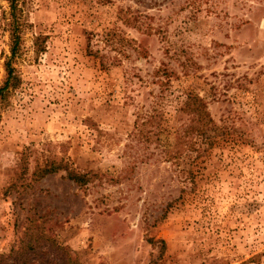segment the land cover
I'll use <instances>...</instances> for the list:
<instances>
[{
	"label": "rangeland",
	"instance_id": "obj_1",
	"mask_svg": "<svg viewBox=\"0 0 264 264\" xmlns=\"http://www.w3.org/2000/svg\"><path fill=\"white\" fill-rule=\"evenodd\" d=\"M18 5L21 82L0 108V264H264V0ZM8 18L0 0V84ZM160 94L169 144L187 95L212 118L177 160L129 135ZM51 162L63 169L40 177ZM65 169L91 179L79 186ZM28 232L43 234L33 250Z\"/></svg>",
	"mask_w": 264,
	"mask_h": 264
},
{
	"label": "trees",
	"instance_id": "obj_2",
	"mask_svg": "<svg viewBox=\"0 0 264 264\" xmlns=\"http://www.w3.org/2000/svg\"><path fill=\"white\" fill-rule=\"evenodd\" d=\"M9 3V18L7 23V28L9 31V54L5 57L4 66V78L0 84V108H5L9 104V98L11 94L19 87L21 79L14 67V61L16 57L21 54V33L23 28L26 26V22L21 17V9L18 5V0H7ZM126 23L129 22V17L125 18ZM150 33V31H146ZM46 39L47 36L43 34H38L33 39V47L35 52H44L46 49ZM145 53V51H143ZM157 73L167 78L166 81H160V84H165L169 82V77L172 72L166 68H159ZM161 92L164 90L161 89ZM159 91V92H160ZM162 94L157 95V99L151 103V106L144 108L141 112H138L136 119L134 121L133 129L130 132L132 139H137L142 141L144 144L153 142L154 148H159L160 153L163 154L165 160H170L174 158L177 160L181 155V144L183 141L187 142L190 138H195L196 136H208V131L210 130V125L212 123V118L207 110L206 103H204L203 98H199L197 95H187L184 100L177 102L176 110L186 113L188 115V123L181 129H176L173 132L174 142L168 143L167 135L162 137V133H168L163 127L164 119V109L159 107L158 104ZM159 96V97H158ZM38 169V171H37ZM59 169H63L61 165L56 166L53 162L49 165H44L36 168V172L39 173L40 177L46 174L52 173ZM66 170V169H65ZM88 173H80L74 170H66V176L74 183L79 186L86 184V181L91 178L87 176ZM33 224V223H32ZM30 224V226L32 225ZM43 234L37 232L34 236L26 234L27 241L25 242V247L27 250L35 249L36 245L41 242ZM67 261L69 264H78L76 258H72L71 255L67 254Z\"/></svg>",
	"mask_w": 264,
	"mask_h": 264
}]
</instances>
